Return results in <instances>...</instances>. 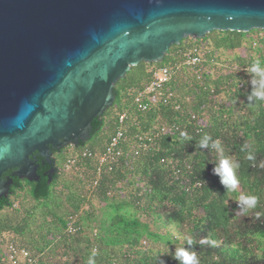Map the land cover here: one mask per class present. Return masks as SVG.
<instances>
[{
    "label": "trees",
    "instance_id": "obj_1",
    "mask_svg": "<svg viewBox=\"0 0 264 264\" xmlns=\"http://www.w3.org/2000/svg\"><path fill=\"white\" fill-rule=\"evenodd\" d=\"M194 49L202 61L188 67L184 54ZM257 59L264 67V30L213 31L202 39L187 38L173 45L161 63L133 67L129 72L138 75L114 88L113 105L120 107L119 113L109 107L92 121L96 143L66 146L53 154V165L42 166L38 159V180L14 177L8 196L0 197V212L19 213V202L27 201L26 196L39 204L38 213L22 203L21 207L27 218L43 219L39 226L46 228L43 242L35 245L38 242L24 218L20 222L0 219V236L13 233L17 238L7 244L27 250L33 259L29 264H48L43 258L52 254L59 261L51 264H88L90 257L95 264H159V260L179 264L164 254L188 247V239L199 264H264V100L247 99L251 91L247 69ZM159 67L173 72L164 86V92L172 96L141 111L133 103L134 96L149 83L152 69ZM121 114L126 115L122 123ZM118 129L126 137L117 148L121 156L97 171V156ZM205 134L219 140L225 154L239 163L240 191L227 192L212 173L220 157L211 147H199ZM67 149L65 158L61 152ZM249 154L253 160L247 158ZM56 155L64 160L63 168L57 167ZM70 157L76 162L67 167ZM54 164L57 170L50 176L48 170ZM62 176L70 180L67 186L59 181ZM122 190L124 195L117 200ZM88 194L104 202L105 209L117 211L111 217L104 212L111 226L104 241H96L95 229L82 225L84 216L97 215L94 208H85ZM241 194L258 196V204L235 216ZM59 201L66 206L62 203L44 215L46 205ZM73 224L75 230L69 232ZM204 238L216 245L202 244ZM7 261L0 258V264H13ZM15 264L25 263L17 258Z\"/></svg>",
    "mask_w": 264,
    "mask_h": 264
},
{
    "label": "water",
    "instance_id": "obj_2",
    "mask_svg": "<svg viewBox=\"0 0 264 264\" xmlns=\"http://www.w3.org/2000/svg\"><path fill=\"white\" fill-rule=\"evenodd\" d=\"M252 30L264 0H0V197L14 177L38 180L37 157L51 165L95 138L133 67L187 38Z\"/></svg>",
    "mask_w": 264,
    "mask_h": 264
},
{
    "label": "clouds",
    "instance_id": "obj_3",
    "mask_svg": "<svg viewBox=\"0 0 264 264\" xmlns=\"http://www.w3.org/2000/svg\"><path fill=\"white\" fill-rule=\"evenodd\" d=\"M247 73L250 76L248 83L251 85V91L247 99L249 101H252L253 99L264 100V67H261V62L259 59L251 64V66L247 69ZM181 136L185 137L186 139H190L185 132H181ZM199 147L201 149H209V147H211L219 154L220 158L218 163H213L214 167L212 169V173L219 177L220 184L224 186L227 192H235L240 184V180L237 175L238 169L240 167L239 163L233 157L225 154L224 148L222 147L219 140L212 141L211 136L207 134H205L200 140ZM247 158L249 160L254 159L252 154H249ZM96 167L98 170V166ZM261 167H264V164H262ZM258 199V196L254 194H241L236 201L237 212L245 214L249 210L255 209L258 204ZM257 215L259 216V213ZM192 243V240L188 239V247H177L173 253L164 255H171L175 260L179 261V264H199L197 252L192 247ZM201 243L210 244L212 246L216 245L215 241H210L206 238L202 239ZM94 255L95 253H93V256ZM88 264H95L94 259L90 257ZM159 264H165V261L159 260Z\"/></svg>",
    "mask_w": 264,
    "mask_h": 264
},
{
    "label": "rangeland",
    "instance_id": "obj_4",
    "mask_svg": "<svg viewBox=\"0 0 264 264\" xmlns=\"http://www.w3.org/2000/svg\"><path fill=\"white\" fill-rule=\"evenodd\" d=\"M161 63V62H160ZM164 63V62H163ZM138 75V72H135V71H132V72H128L127 75L125 76L124 79H121L120 82L117 83L118 86L124 84V83H127L129 80H132L134 79V77H136ZM120 108V107H119ZM119 108L117 106V104L113 105L112 107H110V109L112 110L111 112L112 113H119ZM98 136V134H97ZM97 136L95 138H92L91 140H89L87 143L88 145H93L94 143H96L97 141ZM86 143V144H87ZM68 152H69V149H67L66 152H61L62 153V156L64 155L65 158H67V155H68ZM58 157V160H57V167L60 169V168H63V162H61V157L59 155H56ZM70 167V166H69ZM62 184H64V186H67L70 182V180H65L64 177H60V180H59ZM123 186V184H122ZM61 187V185H60ZM238 191H240L241 189L238 188L237 189ZM85 193V192H84ZM120 194L123 196L124 193H123V190L121 191V193L118 194V199H120ZM25 195V194H24ZM85 195H87L85 193ZM26 196V195H25ZM27 197V201H23V202H19V208L21 209L19 213H15L14 211H10V210H5V211H1L0 212V219H4V218H8L10 219L11 221H15V222H20L24 219H26V223L28 224L27 225V228L31 229V233H32V237L38 242L37 244H35L36 246H38V244L40 242H43L42 240V233H45V229L43 226V229L39 228L40 226V223L41 221L43 220L42 218H39V216H35V219L32 220V218H27L26 217V213L23 211V207H21V203L26 206V207H30L31 211L33 212H36L38 213L41 209L38 210V206L39 204L34 202L32 199H30L29 196H26ZM67 196H65V199H66ZM88 199L90 200V202L88 203V205H86L85 208H94L95 210V213L97 214L96 217H92L91 219H88L86 218L85 216L83 217V219L81 220L82 221V225H84V227H90V228H94L95 229V240L98 241L99 239L101 241H104V239L106 238L107 235V231H109L111 229V226H110V219H108L107 217H105L106 215H104V212L107 211V214L111 217L113 214H115L117 211H111L109 209H105V203L104 202H99L95 196L93 197H90V195L88 194ZM63 200V199H62ZM59 202H61L59 204ZM59 202H53L54 205L52 206V204H50L49 206L46 205L45 209L43 210V213L44 215H47V214H50L51 212L53 213V211H56L58 208H60L59 206H62L64 203V207L66 206L65 205V202L64 201H59ZM44 203V202H43ZM40 207V206H39ZM37 208V209H36ZM102 208V209H101ZM104 208V209H103ZM100 209V210H99ZM93 210V211H94ZM106 210V211H105ZM113 210V209H112ZM45 211V212H44ZM32 212V213H33ZM234 215L235 216H242L243 214H241L240 212H237V209L234 211ZM96 218V219H95ZM102 220H104V223L103 225L100 223ZM36 221V222H35ZM39 223V224H38ZM100 224V225H99ZM34 225V226H33ZM27 229V231H28ZM54 230V229H53ZM56 230V229H55ZM115 236V234H114ZM17 238L13 233H11L10 231H8L7 233H4L2 234V236H0V249H1V252L3 254V256H0V258L4 259L5 262L8 263V253H7V247H8V244H7V240H10L11 238ZM26 237V235H25ZM30 237V236H29ZM112 238V237H111ZM41 240V241H39ZM105 244V243H104ZM62 245V244H60ZM40 246V245H39ZM159 247V246H158ZM157 247V248H158ZM119 256V254H117ZM73 256H75V254H73ZM58 256L56 255H49L45 258H43V260H45L46 262H48V264H51L53 262H56V260L59 261V258L57 259Z\"/></svg>",
    "mask_w": 264,
    "mask_h": 264
},
{
    "label": "built area",
    "instance_id": "obj_5",
    "mask_svg": "<svg viewBox=\"0 0 264 264\" xmlns=\"http://www.w3.org/2000/svg\"><path fill=\"white\" fill-rule=\"evenodd\" d=\"M185 62L184 64L188 67L198 66L201 63L202 59L196 49L191 50L184 54ZM151 80L148 84H146L139 92L136 93L133 99V103L138 107L141 111H146L150 105L159 104L161 102L166 103L168 99L171 98V93L164 92V86L169 84L172 79L173 72L167 67H159L152 69L151 71ZM199 76H202V72H197ZM125 114H121L119 116V122L122 123L125 119ZM141 139V138H139ZM126 137L121 129H118L115 134L111 137L109 144L105 148L99 156H97L98 170L105 166L106 164L113 163L118 160L121 156V152L119 151L118 146L121 142H125ZM85 155V154H84ZM76 159L70 157L67 160V167L75 165ZM111 169V168H109ZM96 182H94V185ZM75 230L74 226L71 225L68 227L69 232H73ZM8 259L10 262L15 264L17 258L18 261L22 263L27 262V264L32 263L33 259L29 257V253L26 250H20L14 247L12 244L8 245L7 249Z\"/></svg>",
    "mask_w": 264,
    "mask_h": 264
},
{
    "label": "flooded vegetation",
    "instance_id": "obj_6",
    "mask_svg": "<svg viewBox=\"0 0 264 264\" xmlns=\"http://www.w3.org/2000/svg\"><path fill=\"white\" fill-rule=\"evenodd\" d=\"M64 148H65V147H64ZM62 149H63V148H62ZM62 149H61V150H62ZM53 154H55V152H53ZM53 156H54V155H53ZM53 156H52V157H53ZM52 157H51V158H52ZM38 159H41V162H40V163H41L42 166H44L45 164H48V163H44V162H43V159L40 158V157H37V163H38ZM52 165H53V164H52ZM38 167H39V166H38ZM37 170H38V169H37ZM56 170H57V168H55V164H54L53 169H51V171H50V169L48 170V174H49L50 176H51V175H54L55 172H56ZM7 173L9 174V173H10V170L7 171ZM8 174H5V175L3 174V177H4V176H8Z\"/></svg>",
    "mask_w": 264,
    "mask_h": 264
}]
</instances>
